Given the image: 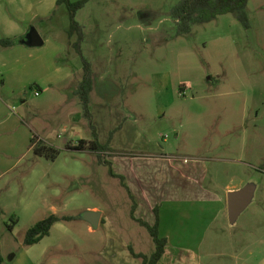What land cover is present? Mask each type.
Here are the masks:
<instances>
[{
  "label": "rangeland",
  "instance_id": "rangeland-1",
  "mask_svg": "<svg viewBox=\"0 0 264 264\" xmlns=\"http://www.w3.org/2000/svg\"><path fill=\"white\" fill-rule=\"evenodd\" d=\"M36 1L38 13L29 22L20 21L22 14L14 19L24 36L36 27L45 39L44 45L26 49L39 50L63 70L60 83L44 85L38 96L39 87L26 78L14 87L12 110L25 117L21 135L27 131L29 143L22 146L19 163L0 179L2 253L7 260L20 253L27 231L56 214L71 218L56 223L34 246L37 256L48 250L38 264H111L101 261L91 245L102 227L91 234L83 218L88 208L98 207L131 238L136 252L151 255L153 237L132 218L128 189L103 162L112 163L110 155L73 148L78 136L93 138L76 92L84 63L72 46L77 36L68 33L67 6ZM180 1L88 0L78 11L83 52L93 70L90 109L104 142L110 137L108 123L114 127L125 119L118 145L133 152L201 154L210 166L208 184L222 194L228 185H255L251 205L236 224L225 222L227 230L215 244H205L202 258L204 264H243L244 259L259 264L264 259V0H249L248 28L227 13L194 24L189 34H179L171 13ZM9 39L18 46L24 38ZM0 50L18 56L2 45ZM67 69L70 78H64ZM31 128L36 139L46 138L55 147L54 157L30 149Z\"/></svg>",
  "mask_w": 264,
  "mask_h": 264
},
{
  "label": "crops",
  "instance_id": "crops-1",
  "mask_svg": "<svg viewBox=\"0 0 264 264\" xmlns=\"http://www.w3.org/2000/svg\"><path fill=\"white\" fill-rule=\"evenodd\" d=\"M38 5L36 0H0V39L17 36L25 38L26 34L25 36L22 34L14 17L22 14L24 17L19 16L20 21L24 22L25 19V22H29L37 15ZM3 21L6 22V26L1 24ZM25 46L34 48L22 41L18 46L16 44L2 46L3 50H14L18 54L16 58L7 57L4 55L5 51L0 50V169L2 170L0 179L19 163V158L17 160L16 158L22 146L29 143L27 131L23 136L21 135V121H24L25 117L12 110L16 107L11 103L15 94L14 87L17 86L19 79L26 78L39 87L41 94L44 85L60 83L59 74L63 70L58 63L53 65L51 61L46 60L39 50L26 49ZM2 70H7V74H3ZM65 72L64 78L72 76L69 69ZM110 111L112 115V109ZM92 114L100 143L110 146L107 153L112 158L115 172L125 177L126 184L135 196L137 202L135 216L154 225L157 221L155 208H159V232L161 237L167 239V245L158 264H204L202 251L205 244H215L220 231L227 230L225 222L232 225L237 223L253 202L257 187L249 205L235 222H231L228 195L232 191L243 189L246 185L242 187L228 185L224 194L213 188L208 184L210 176L208 158L201 154L133 152L131 146L118 145L116 136L124 129L125 119L114 127L111 122L108 123V127H111L110 137L104 142L93 111ZM30 130L32 135L30 149H32L38 142H33L36 139L33 135H37V131L34 128ZM81 139L90 140L77 137V140ZM47 140L54 142L48 137ZM88 209L102 213L98 228L89 225L91 234L97 232L100 227L103 229L102 233L96 235V241L91 244L97 257L111 264H142L141 259L135 257L130 250L131 238H127L110 218L104 217L103 210L98 207ZM43 240L44 238L37 244ZM37 244L32 246L24 244L23 250L18 254L13 253L8 260L2 253L4 260L0 264H7L6 261L11 264H38L48 250L45 248L37 256L34 254L36 249H33ZM137 253L142 252L137 251ZM242 263L245 264V259ZM259 264H264V259Z\"/></svg>",
  "mask_w": 264,
  "mask_h": 264
},
{
  "label": "trees",
  "instance_id": "trees-1",
  "mask_svg": "<svg viewBox=\"0 0 264 264\" xmlns=\"http://www.w3.org/2000/svg\"><path fill=\"white\" fill-rule=\"evenodd\" d=\"M88 0H57L58 5L65 4L69 11L70 16V27L68 30L69 36H77L76 42L72 43L75 51L81 56L84 63V77L76 90L83 107V114L89 120L90 127L92 129L93 138L90 140L81 139L79 144L73 146L76 150L90 149L94 152L104 154L106 156L107 151H109V144L103 145L100 143L99 134L96 126L93 123V114L90 109V93L93 88V70L91 62L85 57L83 52V43L85 41V30L82 24L77 20V14L80 9H82ZM249 0H181L171 11L172 16L178 24L179 34H189L192 31V27L196 23H206L216 19L218 16L232 13L238 17V19L244 24L245 27H250V20L247 13V6ZM14 41L11 39H0V45L10 46L13 45ZM38 87L37 85H35ZM38 141V142H37ZM34 143L37 142L34 149L38 155L54 157L57 150L55 147L45 142L44 140L34 139ZM104 163L108 164L110 169V174L113 177L119 178L122 184L128 189L130 196L132 197L134 203L132 205L131 215L132 218L137 221L140 225L146 227L150 232L153 240L156 244V250L153 254L147 255L144 253H137L133 247H130L133 255L141 259L142 264H158L162 259L166 245L167 239L160 236L159 232V208H155V213L157 216V221L154 225L149 222L139 219L135 216V211L137 208V202L135 196L132 194L130 188L125 182V177L121 174L115 172L113 164L105 158ZM71 217H60L56 214H52L49 217L37 222L32 226L26 234L24 241L25 246H32L39 243L43 238L48 236L53 228V226L65 219H70ZM12 228V227H11ZM4 257L0 248V263H2Z\"/></svg>",
  "mask_w": 264,
  "mask_h": 264
},
{
  "label": "water",
  "instance_id": "water-1",
  "mask_svg": "<svg viewBox=\"0 0 264 264\" xmlns=\"http://www.w3.org/2000/svg\"><path fill=\"white\" fill-rule=\"evenodd\" d=\"M22 42L28 46L36 47L44 45L45 40L38 29L32 27ZM255 188V185L247 184L243 189L229 193L228 205L231 222H235L238 216L249 205L253 198ZM101 216L102 213L100 211L88 210L83 213V218L95 229L100 225Z\"/></svg>",
  "mask_w": 264,
  "mask_h": 264
},
{
  "label": "built area",
  "instance_id": "built-area-1",
  "mask_svg": "<svg viewBox=\"0 0 264 264\" xmlns=\"http://www.w3.org/2000/svg\"><path fill=\"white\" fill-rule=\"evenodd\" d=\"M35 94H36L37 96L40 95V91L37 90Z\"/></svg>",
  "mask_w": 264,
  "mask_h": 264
}]
</instances>
